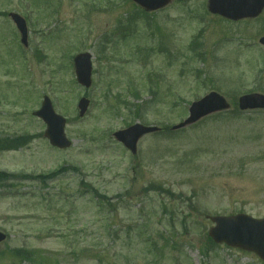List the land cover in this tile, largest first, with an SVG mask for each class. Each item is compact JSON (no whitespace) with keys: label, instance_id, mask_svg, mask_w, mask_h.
<instances>
[{"label":"rangeland","instance_id":"374dc122","mask_svg":"<svg viewBox=\"0 0 264 264\" xmlns=\"http://www.w3.org/2000/svg\"><path fill=\"white\" fill-rule=\"evenodd\" d=\"M139 11L132 0H0V139L29 136L0 151V171L18 176L0 183V264H264L211 243L207 217L264 218V109L235 111L240 95L264 94V11L248 22L212 16L207 0ZM10 12L27 20L28 47ZM84 51L90 88L73 68ZM212 90L229 110L170 130ZM44 95L67 118L69 148L33 115ZM137 122L162 130L133 155L113 133Z\"/></svg>","mask_w":264,"mask_h":264},{"label":"water","instance_id":"95a60500","mask_svg":"<svg viewBox=\"0 0 264 264\" xmlns=\"http://www.w3.org/2000/svg\"><path fill=\"white\" fill-rule=\"evenodd\" d=\"M147 10H156L167 5L171 0H135ZM264 8V0H209V10L212 13L220 14L231 19L244 17H255ZM22 34V42L27 45V25L20 15L11 14ZM264 43V38L261 39ZM75 69L77 79L84 86L92 84V62L91 54L81 53L75 57ZM240 108H264V95L248 94L240 97ZM80 115L83 116L89 106V100L82 98L79 101ZM229 107L226 99L216 92H211L199 101L194 102L190 107V116L174 129L198 121L203 116L215 111ZM47 124L45 136L51 144L60 148H67L71 145L65 133L66 118L56 113L53 104L48 96H45L42 106L34 112ZM158 127L135 124L127 129L115 133L118 140L122 141L133 153L137 152L138 140L145 134L155 132ZM216 226L210 229V236L218 242H226L231 246L241 247L246 250L255 251L264 259V219H254L245 214L231 217H211ZM6 235L0 232V242L5 240Z\"/></svg>","mask_w":264,"mask_h":264},{"label":"trees","instance_id":"16d2710c","mask_svg":"<svg viewBox=\"0 0 264 264\" xmlns=\"http://www.w3.org/2000/svg\"><path fill=\"white\" fill-rule=\"evenodd\" d=\"M26 141H27V137H22V136L8 138V140H6V143L0 142V149L3 150V149L18 148L22 146L23 144H25ZM8 178H9V175H6L5 173L0 174L1 182H4ZM18 255H24L25 257H28L29 253L24 251L23 253H18Z\"/></svg>","mask_w":264,"mask_h":264}]
</instances>
